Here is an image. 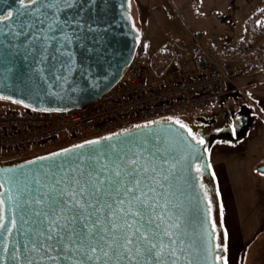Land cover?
Returning a JSON list of instances; mask_svg holds the SVG:
<instances>
[{
  "label": "snow or ice",
  "instance_id": "obj_1",
  "mask_svg": "<svg viewBox=\"0 0 264 264\" xmlns=\"http://www.w3.org/2000/svg\"><path fill=\"white\" fill-rule=\"evenodd\" d=\"M78 2L19 0L15 15L8 11L6 15H0V22H4L5 27L18 23L19 31L12 32L9 28V32L17 36H27L37 24L41 25L40 35H33L36 43L30 51L39 56L37 63L43 64L49 59L48 49L52 47L49 40L56 41L57 52L71 42L64 30L69 21H61L59 17L65 8L77 7ZM45 18L50 20L46 28L43 27ZM72 19L75 21V17ZM76 27L83 25L76 21ZM56 33H62V36L58 38ZM62 55L67 59L60 67H68L72 52ZM176 123L186 129L197 144L204 143L186 124ZM114 135L119 137L121 134ZM104 139L112 141L113 136ZM86 143L94 146L101 141ZM76 147L83 149L84 145ZM159 152L161 149L157 148L145 157L135 142L127 140L119 146L108 144L103 150L81 152L66 170L63 163L57 166L60 171L49 167L45 171L17 174L15 170L5 169L0 187L5 183L8 186L0 197L7 194L13 205L10 220L0 215L5 264H179L177 253H182L183 249L179 248L172 229H178L180 225L167 223L164 214L158 211L166 209L167 204L159 203L156 187L158 177L164 176V164L168 163L170 168L175 164L164 156L158 158ZM197 171H200L199 167ZM4 204V199L0 198V206ZM14 233L17 238L10 250L9 238ZM224 250L227 251V246ZM217 259L221 264H228L227 257Z\"/></svg>",
  "mask_w": 264,
  "mask_h": 264
},
{
  "label": "water",
  "instance_id": "obj_2",
  "mask_svg": "<svg viewBox=\"0 0 264 264\" xmlns=\"http://www.w3.org/2000/svg\"><path fill=\"white\" fill-rule=\"evenodd\" d=\"M17 7L19 0H0V15H6L8 11H13L15 15ZM59 18L69 21L64 30L71 42L57 52L56 41L49 40L52 47L48 49L49 59L43 64L37 63L39 56L30 51L36 43L33 35H40L38 29L41 25L37 24L31 32L25 29L27 36H17L9 32V28L12 32L19 31L18 23L5 27V23L0 22V99L39 113L70 112L96 103L122 80L135 58L140 38L131 19L129 0H79L77 7L65 8ZM76 21L83 27L77 28ZM49 22L45 18L43 27L46 28ZM56 35L59 38L62 33ZM68 51L72 52V60L68 67L61 68V62L67 59L62 53ZM53 56L56 59H52ZM40 68L44 71L39 72ZM143 125L148 127L117 132L121 134L119 137L114 135L116 133L109 135L113 136L112 141L105 140V137L97 139L101 141L99 145L83 143L80 144L84 145L83 149L74 146L68 148V152L63 150L44 156L46 159L39 157L12 166L0 165V178L5 175V169L15 170L17 174H31L49 167L60 171L57 166L63 163L66 170L81 152L103 150L108 144L119 146L127 140L135 142L145 157L160 148L157 157L164 156L175 164L173 168L168 163L164 164L167 179L159 176L156 187L160 194L159 203L167 204L166 209L158 211L164 214L167 223L180 225L178 229H172L179 248L183 249L182 253H177L179 264H221L217 257H223L222 249L216 246L207 198L196 170L197 166H201L203 174L211 178V143H194L175 122L160 120ZM260 172H264V167L260 168ZM7 186L5 183L4 187H0V194L5 193ZM0 198L5 201L0 206L1 215L10 220L12 202L7 194ZM16 238L15 233L9 238L10 250ZM3 248L4 237H0V264H5Z\"/></svg>",
  "mask_w": 264,
  "mask_h": 264
},
{
  "label": "rangeland",
  "instance_id": "obj_3",
  "mask_svg": "<svg viewBox=\"0 0 264 264\" xmlns=\"http://www.w3.org/2000/svg\"><path fill=\"white\" fill-rule=\"evenodd\" d=\"M129 3L148 74L155 76L153 59L159 53L166 55L159 58L157 67L166 63L165 71L176 78L186 77L182 73L179 76L178 71L193 69L201 51L216 60L238 59L240 66L251 68L249 74L236 80L242 93L235 95L234 103L222 101L201 110H181L165 118L180 121L197 115L223 118L225 112H231L228 105L232 104L235 110L246 105L252 111L251 128L245 137L233 142L218 139L210 149V179L219 243L228 264H264V172H260L264 167V60L257 56L238 57L236 52L246 20L264 9V0H129ZM150 51L154 54L145 55ZM19 110H24L23 106L0 99V112ZM44 153L0 156V165ZM227 216L233 219L228 220Z\"/></svg>",
  "mask_w": 264,
  "mask_h": 264
},
{
  "label": "built area",
  "instance_id": "obj_4",
  "mask_svg": "<svg viewBox=\"0 0 264 264\" xmlns=\"http://www.w3.org/2000/svg\"><path fill=\"white\" fill-rule=\"evenodd\" d=\"M240 63L238 59L216 60L201 51L195 58L194 77L176 78L168 71L154 76L148 74L138 47L126 75L94 104L63 113L26 108L0 112V156L51 152L181 110L216 106L227 96L242 93L236 80L251 68Z\"/></svg>",
  "mask_w": 264,
  "mask_h": 264
},
{
  "label": "flooded vegetation",
  "instance_id": "obj_5",
  "mask_svg": "<svg viewBox=\"0 0 264 264\" xmlns=\"http://www.w3.org/2000/svg\"><path fill=\"white\" fill-rule=\"evenodd\" d=\"M27 2V0H26ZM251 112L248 111L246 105H240L238 110L224 113L223 118L215 116L197 115L188 121H180L177 119H165L167 121L186 124L195 133L197 139L202 138L204 143H211V148L215 145L218 139L233 142L236 139L248 133L252 124ZM178 124V123H177ZM187 132L186 129L183 128ZM188 133V132H187ZM189 135V134H188ZM190 136V135H189ZM192 139V137L190 136ZM232 140V141H231ZM193 141V140H192ZM240 141V140H238ZM196 143V141H193ZM203 143V144H204ZM197 144V143H196ZM202 144V145H203ZM210 148V149H211ZM201 170V166H197ZM201 186L207 198H214V187L210 178H201ZM1 215V209H0Z\"/></svg>",
  "mask_w": 264,
  "mask_h": 264
},
{
  "label": "trees",
  "instance_id": "obj_6",
  "mask_svg": "<svg viewBox=\"0 0 264 264\" xmlns=\"http://www.w3.org/2000/svg\"><path fill=\"white\" fill-rule=\"evenodd\" d=\"M139 40H140V38H139ZM236 52H237L238 57L257 56L258 58L264 60V9L256 12L254 15H252L249 19L246 20L245 25H244V32L242 34V39L239 42V45H238ZM164 55H166V54H160L159 53L153 59V66L155 67L153 69H154L156 75H159V76L163 74V72L167 69V66H168L166 63H162V65L157 67L158 66L157 61L160 60L159 58L163 57ZM109 135H112V134H109ZM109 135H106V136H109ZM106 136H102V137H106ZM102 137H96V138H92L89 140H97V139H100ZM89 140H87V141H89ZM84 143H86V141ZM65 149H68V148L66 147V148L57 149V150H54L51 152H47V153L40 155L39 157H44V156H47L50 154H54L56 152L63 151ZM39 157H37V158H39ZM32 159H34V158H32ZM32 159H29V160H32ZM29 160H25V161H29ZM25 161L14 162V163L12 162V163L7 164L6 166L16 165V164H19V163H22ZM196 170H197V167H196ZM199 177H200V181H201V178H207V176H205L201 170L199 171ZM200 186H201V182H200ZM201 189H202V186H201ZM203 193H204V191H203ZM204 195H205V193H204ZM207 202H208L209 211H210L211 224H212L213 230L216 234V246L219 245V247H217V248L221 249V246L219 243V241H220V235H219L220 230H219V227L216 226V224H215L216 221L214 219V212H215V208H216L215 201L212 198H207ZM222 254H223V252H222Z\"/></svg>",
  "mask_w": 264,
  "mask_h": 264
},
{
  "label": "crops",
  "instance_id": "obj_7",
  "mask_svg": "<svg viewBox=\"0 0 264 264\" xmlns=\"http://www.w3.org/2000/svg\"><path fill=\"white\" fill-rule=\"evenodd\" d=\"M152 54H154V52L152 53V51H150L149 52V54H145V55H147V56H151ZM146 56V57H147ZM186 70H184V68H182V71H178V75L180 76V74L182 73V74H186V77H183L184 79H188V78H192V77H194L195 75H196V72H195V67H194V65H193V69L191 68H189L188 69V72H185ZM172 75V74H171ZM180 78V77H179ZM235 95L236 94H234V95H231V96H229L228 98L226 97V98H224L223 99V101H228V102H230V103H234V102H232L233 101V98L235 97ZM229 106V108L231 109V110H235L236 108L234 107L235 106V104H232V105H228ZM235 108V109H234ZM249 110V109H248ZM251 111V110H250ZM251 113H252V111H251ZM245 137V136H244ZM230 203V202H229ZM224 207H225V204H224ZM225 209H226V207H225ZM230 211V210H229ZM226 217V216H225ZM228 217V216H227ZM231 219H233V216H229L228 217V220H231ZM239 220L238 221H240V216H239V218H238Z\"/></svg>",
  "mask_w": 264,
  "mask_h": 264
}]
</instances>
